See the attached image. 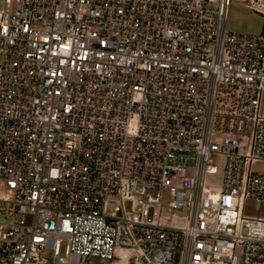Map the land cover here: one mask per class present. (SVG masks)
Masks as SVG:
<instances>
[{"label": "built area", "instance_id": "2783aa9c", "mask_svg": "<svg viewBox=\"0 0 264 264\" xmlns=\"http://www.w3.org/2000/svg\"><path fill=\"white\" fill-rule=\"evenodd\" d=\"M248 2L0 0V264H264L239 212L264 202V33L228 23Z\"/></svg>", "mask_w": 264, "mask_h": 264}, {"label": "rangeland", "instance_id": "374dc122", "mask_svg": "<svg viewBox=\"0 0 264 264\" xmlns=\"http://www.w3.org/2000/svg\"><path fill=\"white\" fill-rule=\"evenodd\" d=\"M233 5H243L249 7L252 3L248 2L245 4H233ZM250 8V7H249ZM257 11L264 18V2L259 3ZM253 10V8H252ZM241 11L238 9H233L231 12L230 26L229 29L233 32H238L240 30L239 24H242ZM264 33V32H263ZM224 137L222 135L216 136L213 140L214 143L220 145ZM247 141H245L246 145ZM225 162L224 157L220 155H212L210 158V164L213 168L216 169L215 175H210L206 177V185L211 192L221 191L225 173ZM264 166L262 164H254L251 167L252 172L258 173L262 172ZM2 200L6 202L9 199V196L6 192H0ZM126 210L131 211L135 208V205L132 202H126ZM239 212L240 215L245 219L255 220V221H264V202H256L250 199H242L239 201ZM11 205L8 203H0V221H6L11 219ZM179 224H182L179 222ZM139 253L133 250L120 249L115 253V259L113 261H103L100 259H93V264H139L138 262Z\"/></svg>", "mask_w": 264, "mask_h": 264}, {"label": "crops", "instance_id": "0c3cea01", "mask_svg": "<svg viewBox=\"0 0 264 264\" xmlns=\"http://www.w3.org/2000/svg\"><path fill=\"white\" fill-rule=\"evenodd\" d=\"M233 9L241 11L242 24H239L240 30L238 33H245L249 35H260L264 32V18L256 11L243 5H232L229 11V26L231 19V12Z\"/></svg>", "mask_w": 264, "mask_h": 264}]
</instances>
